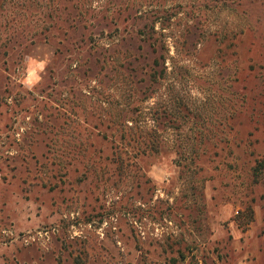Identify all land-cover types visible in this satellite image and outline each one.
Listing matches in <instances>:
<instances>
[{"label": "rangeland", "instance_id": "1", "mask_svg": "<svg viewBox=\"0 0 264 264\" xmlns=\"http://www.w3.org/2000/svg\"><path fill=\"white\" fill-rule=\"evenodd\" d=\"M52 3L0 48V264H264V0H89L88 50ZM128 108L166 143L120 172L100 118Z\"/></svg>", "mask_w": 264, "mask_h": 264}, {"label": "trees", "instance_id": "2", "mask_svg": "<svg viewBox=\"0 0 264 264\" xmlns=\"http://www.w3.org/2000/svg\"><path fill=\"white\" fill-rule=\"evenodd\" d=\"M51 1L53 2V6H50L52 13L51 18L54 17L57 19L61 16V14L66 13V43L71 41L70 45L74 48H84L87 50L90 49L91 47L86 45L91 44L92 38H89V42L87 41V39H85V32L88 31L90 27H92V24L88 22V15L91 14V12L90 9L86 7L89 0H66V4H63V0ZM35 2L36 0H0V48L9 45L8 43L11 41L12 37L19 36L28 40L32 39L35 36L36 32L28 30V28H26V31L22 30L21 32H14L15 30L11 28V24L14 25L15 23V18H13L14 10H21L23 8L30 9ZM60 2L65 6L59 5ZM24 19L26 20V18ZM30 24L31 22H28L27 27ZM22 27L23 24L20 22V28ZM79 31L82 32V39L80 41H77L75 34ZM138 35L141 37V42L144 43H149V41L151 42L153 41V39H155L156 41L158 40V38L155 37L156 32L154 27H151L150 29L146 28V30H140L138 31ZM154 45V43H150L149 45L153 54L157 53ZM70 49L71 48L68 47V50L66 52L70 51ZM159 64V59H156L154 62V66H159ZM130 65L131 64H129V66ZM133 71L135 74H137V72H139V68H134ZM155 75V72H153L152 77L155 79V81H157ZM179 111V108H163V112H161V114L159 111H154V113H152L153 121L154 123H160V121L168 120L169 123L173 124L177 120L176 118L177 115H179ZM119 112V115H122V113H125V115L127 113H131L132 116L127 119L125 124H122V121H119V119L121 118L118 117L117 114H114L112 110H107L105 115L100 118L101 126H99L100 128H103V130H101V133H111L110 136H107V134L104 135L105 139L111 137V139L113 140V144L111 147L112 157L110 156L111 158L109 157L107 158V160L116 165L117 170L121 172L126 168H131L130 170L136 169L138 166V161L142 156L146 157L150 155L160 154L165 147L166 141L162 133L154 130L153 128H142L140 126L141 121L138 120V118L134 117L137 113L138 115L141 114L139 108H128L126 111L122 110ZM75 118V123L78 124V117L75 116ZM105 123H108L106 127H104ZM129 123H131L132 125H130ZM95 128L98 129V126H96ZM172 128L175 131L179 130V128ZM186 140L189 141L190 138L188 137L186 138ZM185 143H187V141H185ZM189 145L190 144H187L188 147ZM80 147H84V143L79 144V154L85 151L82 149L80 150ZM179 147L181 148L179 151H177V154H180L181 157L183 154L181 150H184V146ZM188 147H186L185 149L187 150ZM81 155L84 156V154ZM76 159L77 158H75L73 161L78 162V159ZM78 163H84L86 165V163L83 161ZM88 163L95 165L96 162L88 161ZM96 166H94V170L98 171V168ZM99 169L101 170V168ZM253 172L255 177H258L259 175H261V173L264 172V157L257 162L256 166L253 168Z\"/></svg>", "mask_w": 264, "mask_h": 264}]
</instances>
